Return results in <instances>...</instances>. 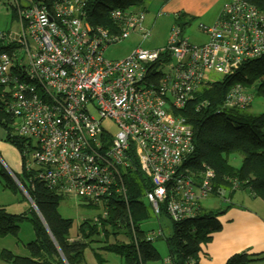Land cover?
Listing matches in <instances>:
<instances>
[{
	"label": "built area",
	"instance_id": "2783aa9c",
	"mask_svg": "<svg viewBox=\"0 0 264 264\" xmlns=\"http://www.w3.org/2000/svg\"><path fill=\"white\" fill-rule=\"evenodd\" d=\"M17 1L0 0V9L17 10L16 29L0 30L11 46L0 53V85L10 89L6 107L14 135L26 143L25 169L61 196L104 208L113 191L124 193L120 166L129 167L133 155L151 180L144 198L152 212L165 206L173 221L195 215L194 200L210 193L214 174L204 164L181 168L193 152V131L177 112L215 82L210 73L225 77L264 57V8L227 0L214 24H198L205 42H189L174 24L163 48L137 45L111 61L104 57L109 46L151 35L143 10H112L108 28L90 24L84 0H58L49 9ZM251 99L235 84L222 105L244 109ZM104 120L117 126L115 135ZM163 264L173 263L166 257Z\"/></svg>",
	"mask_w": 264,
	"mask_h": 264
},
{
	"label": "trees",
	"instance_id": "16d2710c",
	"mask_svg": "<svg viewBox=\"0 0 264 264\" xmlns=\"http://www.w3.org/2000/svg\"><path fill=\"white\" fill-rule=\"evenodd\" d=\"M56 1L58 0H30V3L49 9L52 2ZM84 1L85 17L90 24L109 28V14L112 10L138 8L146 0ZM158 1L165 3L168 0ZM246 1L264 8V0ZM175 20L183 29L184 24L188 25L193 19L177 15ZM10 28L2 27L0 30ZM4 46L3 40H0V53L10 51V45ZM17 56L20 58L22 54L17 53ZM12 70L15 71L13 67ZM235 84H239L246 92L253 90L264 98V57L248 60L233 74L202 85L185 107L177 112L185 118L193 131V152L181 168L197 170L204 164L212 170L214 176L210 179V193L194 200V206L198 210L195 215L173 221L166 215L165 206L160 207L159 213L153 212L155 216L164 214L171 221L172 233L165 239V244L166 257H170L173 264H198L201 246L210 242L212 235L220 231L218 216L232 205L219 212L203 210L201 201L208 196L225 199L227 192L230 196L239 189H246L254 198L264 203V113L250 116L244 112L245 108L223 107L226 92ZM7 87L11 88L10 85ZM9 97L10 89L0 85V127L6 132L3 141L20 156L26 143L14 135V117L6 107ZM234 153L242 156L239 167H234L228 160V156ZM130 161L129 167L120 166L124 193L113 191L108 198L107 207H104L106 216L94 217L92 223L87 220L81 223L76 229L79 239L72 241L69 240L72 220L62 218L57 211L61 195L34 179L22 162L19 171L13 175L33 202L35 210L29 207L27 213L9 214L0 205V236L16 234L19 223L28 221L31 223L34 240L26 244L29 256H15L2 250L0 258L9 264H84L86 249L91 244H100V249L120 257L122 264H146L159 260L160 256L152 242L162 237L161 229L148 233L139 229L140 223L148 217L141 198L151 189V180L140 170L133 155ZM0 183L4 184L3 187L18 190L9 173L1 166ZM92 251L98 264H103L95 254L96 250ZM256 262L264 264V257L240 252L229 257L224 264Z\"/></svg>",
	"mask_w": 264,
	"mask_h": 264
},
{
	"label": "rangeland",
	"instance_id": "374dc122",
	"mask_svg": "<svg viewBox=\"0 0 264 264\" xmlns=\"http://www.w3.org/2000/svg\"><path fill=\"white\" fill-rule=\"evenodd\" d=\"M18 2V1H17ZM22 5H26L27 1L20 0ZM225 2L222 0L219 4H216L211 12L209 13L211 16L215 15L218 10L221 9L222 3ZM142 6L146 8V24L149 27L151 35L145 41H141L137 35L130 36L129 38L123 40L120 43L111 45L105 50L104 57L108 60L114 61L119 60L127 57L133 49L140 45L143 49L146 50H157L159 48H163L162 46L165 45V41L168 38L171 28L174 25V18L173 15H166L165 13L161 12V5L157 0H146ZM10 8H3L0 9V29L2 27L6 28H13L16 29L17 23L14 20L16 14V8L9 6ZM137 8V7H135ZM13 14V16H12ZM209 15V16H210ZM6 16L9 17L6 20ZM14 17V18H13ZM214 22V17L210 18ZM200 22H202L200 20ZM212 22H202L206 25L212 24ZM198 22H192L189 25H185L183 27V35L187 37L189 42L194 44H201L206 41V37L198 30L197 24ZM10 25V27H7ZM208 78L212 81H218L222 77L219 74L210 73ZM251 94V103L248 105L247 108L244 109V112L250 116H256L258 114L264 113V98L259 96L255 93V91H247ZM103 128L106 132L110 135H115L117 132V126L111 120H104L102 122ZM6 147L12 149L14 153L13 147H11L7 142L3 140L0 141ZM18 154V153H17ZM14 159L18 164H22L23 157L19 156L18 159L16 154L14 153ZM5 158V159H4ZM242 156L238 153L230 154L228 156V160L231 165L234 167H239L241 164ZM12 163V156H9L5 153L4 150H0V166L3 167L9 175H12L13 181L18 187L21 183L15 178V174L18 171H9L7 169L8 164ZM8 163V164H7ZM20 168V167H19ZM13 172V173H12ZM14 174V175H13ZM3 181V180H2ZM3 183H0V205L5 208V211L9 214H22L27 213L29 207H31L29 201L24 197L23 193L18 187V190L10 189L9 187H3ZM23 188V187H22ZM228 193V192H227ZM225 194V199L218 198L214 195L208 196L206 199L201 201V207L203 210H211L214 212H219V210L214 209H222L226 206L233 205V204H242L245 203L251 206V203L254 201V197L248 192L246 189H239L234 192L232 195L228 196ZM143 202L148 217L145 221L140 223V231L149 232L155 231L157 232L158 229L162 231V237L154 240L152 242L153 246L155 247L157 253L160 257L164 259L167 254L165 239L169 237L172 233L171 228V221L164 215L161 214L159 216H155L151 211V207L146 201L144 197L141 198ZM262 205L263 202L258 200ZM59 215L62 218L71 219L72 226L70 228V235H74L79 226L84 221H89L92 223L93 218L100 217L103 213V208L97 206H89L86 205V202L80 198H75L73 195L61 196L59 201V206L57 208ZM34 240V233L31 227V223L28 221H23L19 223L18 230L16 234H7L4 236H0V253L2 250H7L11 252L15 256H29V252L26 248V244L30 241ZM96 244H92L93 247ZM0 264H9L0 258ZM257 264V263H253Z\"/></svg>",
	"mask_w": 264,
	"mask_h": 264
},
{
	"label": "crops",
	"instance_id": "0c3cea01",
	"mask_svg": "<svg viewBox=\"0 0 264 264\" xmlns=\"http://www.w3.org/2000/svg\"><path fill=\"white\" fill-rule=\"evenodd\" d=\"M25 1L28 2L29 0ZM221 1L222 0H168L165 3H161L160 1L158 2L161 5V12L166 15H173L174 24H178L176 23L177 20H175L177 15H184L186 18L193 19L190 23L196 21L198 22L197 24L206 25L202 22H212V20H209L211 17H214V22H212V24L216 22L222 6L221 9L215 13V15L211 16L209 13L212 8ZM224 1L226 2L227 0ZM18 2L21 6H24L21 4L20 0H18ZM133 9H140L146 12V8L143 6ZM200 20L202 22H200ZM145 21L146 13L144 25L149 29ZM0 150H4L5 153L12 156L13 162H9L10 164L7 163V169H9V171H18L20 164L16 162L13 156L15 153L18 159L17 151L14 150L13 153L12 149L6 147L2 143H0ZM253 200L254 201L251 203V206L245 203L239 205L233 204L224 213L218 216L221 229L219 232L212 235L210 242L201 246V251L198 254V264H224L229 257L240 252H246V254L255 257H264V205L258 201V198H254ZM75 239H79L76 232L73 236H70L69 240L72 241ZM91 245L85 251L84 264H98V259H96L93 255L92 250L94 249L96 250L95 254H97L99 259L103 261V264H122L120 257L100 249L99 247L102 245L97 244L93 247ZM162 258L163 257H160L159 260L147 262L146 264H163ZM256 263L263 264V262Z\"/></svg>",
	"mask_w": 264,
	"mask_h": 264
},
{
	"label": "water",
	"instance_id": "95a60500",
	"mask_svg": "<svg viewBox=\"0 0 264 264\" xmlns=\"http://www.w3.org/2000/svg\"><path fill=\"white\" fill-rule=\"evenodd\" d=\"M5 135H6V132L4 131V129L2 127H0V141H2L4 139ZM10 176L13 179L12 175H10ZM18 187L22 191V193L26 197V199L29 201L31 207L35 210V206H34L33 202L31 201V199L29 198V196L25 193L24 188H22L20 185H18Z\"/></svg>",
	"mask_w": 264,
	"mask_h": 264
},
{
	"label": "clouds",
	"instance_id": "9594fccd",
	"mask_svg": "<svg viewBox=\"0 0 264 264\" xmlns=\"http://www.w3.org/2000/svg\"><path fill=\"white\" fill-rule=\"evenodd\" d=\"M13 15V14H12Z\"/></svg>",
	"mask_w": 264,
	"mask_h": 264
}]
</instances>
